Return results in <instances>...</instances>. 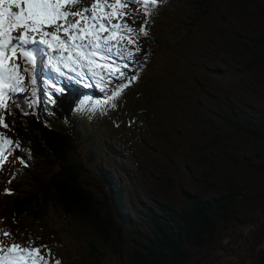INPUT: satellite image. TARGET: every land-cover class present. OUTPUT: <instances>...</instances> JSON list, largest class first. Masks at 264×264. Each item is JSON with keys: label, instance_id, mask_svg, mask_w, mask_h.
<instances>
[{"label": "rangeland", "instance_id": "rangeland-1", "mask_svg": "<svg viewBox=\"0 0 264 264\" xmlns=\"http://www.w3.org/2000/svg\"><path fill=\"white\" fill-rule=\"evenodd\" d=\"M75 6L71 11H78ZM91 6L92 3L87 2L85 8L90 9ZM128 9L132 14L125 19L133 27V14L136 11L134 1L128 4ZM182 10L184 8L177 0L171 1L160 10L152 30L159 32L162 37L169 38L171 46L168 48L165 45V48L182 58H186L197 39L203 38L205 34L208 36L207 44L200 52L203 56L196 55L193 61L196 65L208 67V71L199 72L204 78H200L198 83L199 85L205 83L207 90L216 96L213 99L207 94L199 93L196 88V92H190L188 98L190 105L185 106V109L193 118L189 113L190 110H195L197 105L204 103L207 107L201 110L205 112L203 117L216 123V113L220 109L217 108V104L224 96V94H216V91L225 93L230 88V73L233 69H237L244 73L242 78L244 77L247 84L258 87L256 92L237 94L229 102L238 110L246 112L247 120L240 121L244 129L225 131L222 134L218 132V141L209 150L189 132L191 129L186 124L181 127L175 124L173 129L169 127L170 121L159 124L158 116L147 102L155 92L156 81L158 82L162 76V72L155 74L160 69L158 59L164 53V49L161 51L158 48L151 66L141 78L131 82L123 90L115 101V107L105 105L103 112L91 111V104L84 109H81V106L77 109L78 119H83L87 123H82L78 127L79 135L71 159L82 167L84 176L81 181L84 184L95 177L94 164L89 161L92 153L110 169L112 175L121 179L126 209L141 232L147 227L145 216L140 215L142 201L160 200L180 208L183 205L185 192L200 193L210 200L224 191L225 183L237 185L241 190L238 194L239 199L228 211L237 210L238 217L246 218L245 221L241 224H232L231 219H220L216 226L218 232L222 233L223 248L205 250L200 258L201 262L207 260V264H254L257 249L260 245H264V219L259 217L255 222L248 219L256 212L264 215V200H262L264 199L262 196L264 71L261 74L257 73L248 65L249 62L246 60V55L241 54L243 48L239 44H244L248 49L253 50L256 36H264V0H215L210 6V12L195 22L185 17L178 20L177 13ZM112 23L116 21L113 20ZM125 46L126 41L120 45L121 48ZM138 46L142 51L143 45L140 40ZM131 51L134 53L135 48H131ZM261 51L264 55V46ZM51 54L58 55V53ZM113 56L124 58L126 53L122 56ZM250 61L253 62V59ZM16 63L18 64L17 57ZM162 67L164 68V64ZM19 72L24 77L21 85L24 91L15 93L9 91L7 105L9 100L15 101L20 94L28 91L29 77L21 71V68ZM239 81L240 79H237V83ZM138 91H143L140 100H136L135 97ZM107 97L96 101L102 102ZM88 101L95 102V100ZM0 114L8 125L7 128L0 126V134L6 135L15 142L11 146V152L7 154V162L0 169V240L5 246L15 243L23 247L25 245V247L40 248L45 259H50L51 264H71L77 258L80 243L90 239L92 235L87 225L76 219L63 217L56 209L51 208L49 220L61 239V245L55 246L51 256L47 253L44 242L52 243L54 238L47 239L43 236L42 239L39 234L36 235L37 231L29 230L25 226L19 227L8 217L7 208L11 196L6 184L14 169L18 166L22 167L20 159L26 157V152L24 143L16 138L10 128L12 116L9 113V105L6 109H0ZM48 125L61 131L66 126L65 123L53 118H50ZM196 126L201 127L200 124ZM145 129L157 134L158 140H142L139 135ZM171 134L183 135L182 144L177 145ZM29 159L38 165L42 164V159L31 154V150ZM26 177L29 178L28 175ZM161 177H164L165 181L160 180ZM90 189L98 191L93 186H90ZM73 221L78 222L82 227ZM69 222L73 225L72 231L68 230ZM123 231L127 234L125 239L129 240L132 236L131 225L125 224ZM5 232L10 235L5 236ZM29 234L32 235V240ZM95 243L104 264H127L133 253V245L129 242L118 243V251H115L109 242L95 239Z\"/></svg>", "mask_w": 264, "mask_h": 264}, {"label": "trees", "instance_id": "trees-1", "mask_svg": "<svg viewBox=\"0 0 264 264\" xmlns=\"http://www.w3.org/2000/svg\"><path fill=\"white\" fill-rule=\"evenodd\" d=\"M171 1L173 0H157L155 4H149V15L147 16L144 15L143 4L138 3L135 29H139L145 20L148 21L146 25L148 35L140 34L137 37L145 43V50L134 62L130 60L118 62L117 66L124 71L125 76L116 79L112 90L122 83L130 80L133 82L141 78L146 69L151 66L157 49L161 51L164 49L163 56L158 59L160 69L157 73L154 72L155 74L162 72V76L158 82L154 78L155 92L148 99V106H151L154 114L158 116L159 124L170 121L171 129L175 124H179V127L186 124L191 129L189 132L193 133L199 142L210 150L218 141V132L222 134L225 131L244 129L240 121L247 120L246 112L238 110L229 102L237 94L256 92L258 87L247 84L244 77L242 78L244 73L233 69L230 73V88L225 93L216 91L218 95L224 94L217 104V108L220 109L216 113V123L203 117L205 112L201 110L207 105L200 103L195 110L189 112L194 118L192 124L193 118L185 109V106L190 105L188 102L190 92H196L198 88L199 93L207 94L213 99L216 98L213 92L207 90L205 83L200 85L198 83L200 78H204L199 72L208 71V67L196 65L193 61L196 55L203 56L200 52L206 46L208 36L205 34L203 38L197 39L186 58L168 51L165 45L168 48L171 46L169 38L162 37L159 32H153L152 27L160 10ZM177 1L184 8L177 13L178 20L185 17L195 22L210 12V6L215 0ZM239 45L243 48L241 54L246 55L248 65L261 74L264 71V55L261 51L264 46V36H256L253 47L251 46L253 50L248 49L244 44ZM251 59L253 62L250 61ZM125 63L129 65L127 69L123 68ZM43 67L44 52H40L34 69L38 79L43 78V75L38 73L39 70L44 72ZM133 76H135L134 80H132ZM57 78L58 82H53L47 88L48 96L35 99L30 95V97H25L23 100L16 99L9 104V113L12 116L11 130L25 144L26 152L31 150V154L42 159V164L38 165L29 160L27 154L25 159L27 166L22 165L23 170L15 169L12 172L6 184L11 196L7 208L10 221L19 227L25 226L29 230L37 231L36 235L39 234L42 239L43 236L47 239L54 238L52 243L44 242V247L51 256L55 246L61 245L58 231L49 220L51 208L56 209L63 217L76 219L87 225L92 235L90 239L80 243L77 258L71 264H104L95 239L109 242L115 251H118V243L132 244L133 253L130 260H127V264H207V260L201 262L202 252L223 248L222 233L218 232L217 222L220 219H231L232 224H241L246 219L239 218L237 210L228 211L239 199L238 194L241 190L237 185L225 183L224 191L210 200L200 193L185 192L183 205L180 208L160 200L142 201L140 215L145 216L147 227L141 232L138 224L133 223L131 214L126 209L121 179L112 175L110 169L102 164L93 153L89 161L94 164L95 177L85 184L81 181L84 176L82 167L72 161L71 154L79 135L78 127L87 122L83 119L75 120L72 111L76 103L85 95L90 84L74 85L72 81L60 75ZM237 79H240L238 83ZM38 86H40L39 81L35 87L36 91H39ZM142 94L143 91H138L135 96L136 100H140ZM174 115L176 116L173 117ZM50 118L61 123L64 121L66 126L63 131L49 126ZM199 124L201 127L196 126ZM139 136L145 141L158 140L157 134L151 133L148 129L143 130ZM172 136L177 145H181L184 141V136L181 134ZM160 180L165 181L164 177ZM90 186L98 191H93ZM262 196H264V191ZM259 217L264 219L262 213L256 212L248 219L255 222ZM73 222L82 227L78 222ZM125 224H130L132 228V236L129 240L125 239L127 237L123 231ZM68 230H73L71 222H69ZM29 238L32 240V235L29 234ZM254 264H264V245H260L257 249Z\"/></svg>", "mask_w": 264, "mask_h": 264}, {"label": "snow or ice", "instance_id": "snow-or-ice-1", "mask_svg": "<svg viewBox=\"0 0 264 264\" xmlns=\"http://www.w3.org/2000/svg\"><path fill=\"white\" fill-rule=\"evenodd\" d=\"M131 2L133 0H93L90 9L73 12L71 8L79 0H0V109L8 107L9 91H24L21 87L24 77L16 63L18 53L26 61L24 71L32 73L33 84L36 83L34 69L40 52L48 54L49 65L60 75L65 74L62 69H67L81 78L90 74L103 80L105 73L108 77L123 78L124 71L115 65L111 57L126 53L124 58L131 59L134 55L131 48L134 47L136 52L140 50L138 35H148L147 20L139 29L127 23L125 18L132 14L128 9ZM135 2L143 4L144 15L147 16L149 4H155L157 0ZM113 20L116 23H112ZM125 41L126 46L121 48ZM28 45H35L36 48L29 50ZM128 67L127 63L123 65L124 69ZM131 82L122 83L102 102L82 101L81 109L89 104L93 112H103L105 105L115 107L116 99ZM0 126L8 127L2 114ZM14 143L0 134V169L7 162V154ZM4 235L9 236L10 233L5 232ZM0 264H47V261L40 248L15 243L5 246L0 242Z\"/></svg>", "mask_w": 264, "mask_h": 264}, {"label": "bare ground", "instance_id": "bare-ground-1", "mask_svg": "<svg viewBox=\"0 0 264 264\" xmlns=\"http://www.w3.org/2000/svg\"><path fill=\"white\" fill-rule=\"evenodd\" d=\"M24 247H25V245H24Z\"/></svg>", "mask_w": 264, "mask_h": 264}]
</instances>
